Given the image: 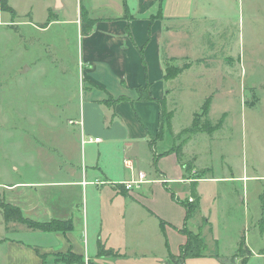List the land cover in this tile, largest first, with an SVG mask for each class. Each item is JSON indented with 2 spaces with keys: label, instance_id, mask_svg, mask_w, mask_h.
I'll return each mask as SVG.
<instances>
[{
  "label": "rangeland",
  "instance_id": "374dc122",
  "mask_svg": "<svg viewBox=\"0 0 264 264\" xmlns=\"http://www.w3.org/2000/svg\"><path fill=\"white\" fill-rule=\"evenodd\" d=\"M63 2L61 9L55 0H6L8 13L0 21V180L70 179L74 175L70 172L76 168L81 172L84 161L87 164L97 150L99 166L104 165L112 179L127 171L121 159L134 147L123 140L82 144L79 137L83 123L89 122L78 51L80 10L91 6V16L101 18L115 15L122 1ZM126 4L130 13H139L133 12L138 0ZM190 8L191 15L172 21L171 32L163 39L164 47L170 44L163 49L164 65L179 70L167 84L163 121L171 115L173 128L185 127L181 136L188 140L183 151L197 167L185 178L201 179L193 184L198 211L190 213L186 224L204 233V252L213 250L208 238L212 235L227 260L264 264V0H191ZM6 15L12 20L5 21ZM155 140L150 138L151 146ZM157 146L160 151L161 142ZM142 150L153 156L148 145ZM86 188V203L83 196L77 207L89 238V222L95 221L89 188L95 187ZM175 196L180 200L178 193L173 195L176 200ZM189 196L181 200L191 209L195 201ZM0 203H7L1 195ZM11 235V230H3L1 237ZM129 238L132 246L142 247L138 236ZM163 239L165 235L159 234L155 245L163 247ZM241 239L242 252L237 247ZM245 246L259 254L250 256ZM205 258L193 261L211 264ZM77 260L88 264L85 258ZM71 261L76 259L58 254L45 256L42 264Z\"/></svg>",
  "mask_w": 264,
  "mask_h": 264
},
{
  "label": "crops",
  "instance_id": "0c3cea01",
  "mask_svg": "<svg viewBox=\"0 0 264 264\" xmlns=\"http://www.w3.org/2000/svg\"><path fill=\"white\" fill-rule=\"evenodd\" d=\"M56 1L62 9L63 0ZM121 1L122 8L114 10L115 15L96 18L91 16L93 7L86 9L89 17L94 19L88 34L81 35L78 23V51L89 121L87 125L83 123L79 137L82 144L123 140L126 146L134 147L129 156L123 154L121 159L127 171L112 179L104 173L105 166H99L101 153L97 150L95 156L89 155V163L84 161L81 172L78 168L70 172L74 174L70 179L49 182L0 180V195L9 205L18 207L23 217L37 222L72 220L70 230L45 231L18 221H5L0 209V263L42 264L41 256L70 253L79 260L87 259L88 264H140L142 261L144 264H167L168 254L178 255L186 241L183 230H190L186 224V211L173 194L178 193L180 200L189 195L192 181L185 177L197 167L189 162V155L183 151L188 140L181 136L185 127L173 128V116L170 126L163 123L162 136H158L161 110L158 100L163 99L164 106L169 93L167 84L173 79H165L163 49L170 48V44L164 47L163 39L171 32L172 21L184 20L191 15V0H162L160 6L155 3L141 14L137 12V6L133 11L138 13L136 16L130 13L126 0ZM105 8L109 9V5ZM4 13L8 12L0 10V21ZM125 13L127 16L123 17ZM6 17L5 21L12 20L10 15ZM143 86L148 87L154 100L138 97L136 89ZM110 114L114 120L109 119ZM84 134L88 135L87 140L83 138ZM179 136L181 138H177ZM150 138L156 139L154 146H151ZM133 141L139 145L134 146ZM159 142L162 144L160 151ZM143 145L151 148L153 156H147L148 152L142 150ZM116 156L118 160V153ZM188 162L191 170L184 168ZM139 172L145 173L148 181L125 189L122 181L135 179ZM87 185L95 187L89 188L90 210L93 209L95 219L89 222V238L87 223L81 221L83 215L77 207L82 204L83 196L86 203ZM54 190L57 193L52 196ZM154 200L160 201V205L155 206L158 202ZM197 211L198 204L194 212ZM73 215L78 218L75 220ZM3 230H11L13 235L1 237ZM162 233L166 240L163 239V247H159L155 241ZM131 236L139 237L137 243L142 239V247L132 246L129 243ZM201 237L206 244L204 233ZM208 238L213 250L198 257H188L183 264H196L193 260L206 259L205 256L211 264H237L225 258L227 253L219 254L217 239L212 235ZM98 244L116 254L99 256ZM245 247L250 256L259 254ZM72 263L84 264L83 261Z\"/></svg>",
  "mask_w": 264,
  "mask_h": 264
},
{
  "label": "trees",
  "instance_id": "16d2710c",
  "mask_svg": "<svg viewBox=\"0 0 264 264\" xmlns=\"http://www.w3.org/2000/svg\"><path fill=\"white\" fill-rule=\"evenodd\" d=\"M156 2H158V5L160 6L162 0H138V12L139 13H143L146 10H148L153 4H155ZM0 8L4 11H6V0H1L0 2ZM125 5V4H124ZM11 11V10H10ZM127 11V9L125 10ZM127 16V14L125 13L123 15V17ZM80 17L82 19L81 25H80V33L81 35H86L88 34V32L90 31V29L92 28V25L94 23V19L88 17L87 11H82L80 10ZM130 19L132 18L131 16L129 17ZM179 73L178 71H174V70H170V68L167 66V64H165V79H169V78H174L176 76V74ZM137 94L138 97L143 99V100H154L153 97H151L149 91H148V87L147 86H143V87H138L137 89ZM159 105H161V110L159 113V126H158V136L161 137L162 133H163V123L166 122V124L168 126H170V119H167L165 116V121H163V99H159L158 100ZM207 105H208V100L205 101V103L203 104L202 108H203V112H206L207 110ZM167 115V114H164ZM171 117V115H170ZM193 124V121H192ZM183 132V131H181ZM178 152V151H177ZM184 168L186 170H191V164L188 162L184 165ZM191 188H190V193L192 194V197L194 199V206L190 209L187 204L185 202H183L182 200H179L176 198V201L181 203L186 211V218L190 215L191 212H194L197 208V203H198V198L197 195H195V190H194V180H191ZM174 195V194H173ZM0 209L3 215V218L5 221H9V220H13V221H18L20 223H24L26 224L28 227L32 228V229H39V230H45V231H56V230H70L72 229V220L69 218L67 220L64 221H59V220H50L48 222H37V221H33L31 219L25 218L22 216L20 210L18 207L13 206V205H9L8 203H0ZM262 223H264V217L262 218ZM184 234L186 235V241L184 244L181 245L180 250H179V254L178 255H174L169 253L168 254V259H167V264H183L184 260L188 257H198L204 254V250H205V242L203 240V238L201 237V234L199 232H193L191 230L188 229H184L183 230ZM243 246H244V240L241 239L239 242V251L242 252L243 251ZM115 255L116 253H114L112 250L110 249H104V247H102L101 244H98V255ZM68 255L74 257L76 259V261H71V262H79L77 259H79V257H77L76 255L70 254L68 253ZM42 261H44V256H41ZM81 260V259H80ZM231 260V258H230ZM223 262H225L223 260ZM231 262V261H230Z\"/></svg>",
  "mask_w": 264,
  "mask_h": 264
},
{
  "label": "built area",
  "instance_id": "2783aa9c",
  "mask_svg": "<svg viewBox=\"0 0 264 264\" xmlns=\"http://www.w3.org/2000/svg\"><path fill=\"white\" fill-rule=\"evenodd\" d=\"M94 140L97 141L98 138H94ZM126 164L128 165L129 162L126 161ZM145 176H146L145 173H143V172H139V173L137 174V177H136L135 179H129V180H126V181H122L121 184L124 186L125 189H130V188H132L134 185H137V184H139V183H141V182H144V181H148V180L146 179ZM190 198H191V197H190Z\"/></svg>",
  "mask_w": 264,
  "mask_h": 264
}]
</instances>
